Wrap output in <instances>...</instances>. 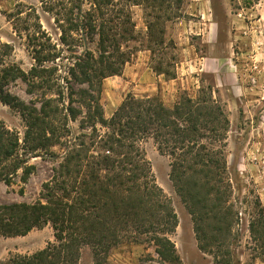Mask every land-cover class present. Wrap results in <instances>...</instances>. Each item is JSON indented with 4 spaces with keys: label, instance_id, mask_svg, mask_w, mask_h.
<instances>
[{
    "label": "rangeland",
    "instance_id": "obj_1",
    "mask_svg": "<svg viewBox=\"0 0 264 264\" xmlns=\"http://www.w3.org/2000/svg\"><path fill=\"white\" fill-rule=\"evenodd\" d=\"M66 1L0 0V41L12 48L6 63L29 72L36 65V51L45 49L44 55L50 59L58 57L56 63H46L45 67L57 65L59 70L49 84L39 85L40 80L31 78L30 83L17 80L7 85L5 92L30 108H40L49 101L48 111L52 115L57 111L51 122L66 128L71 137L92 133L90 125L82 124L91 104L89 94L100 98L107 119L113 114H106L105 108L114 113L129 95L138 99L157 97L168 107L192 98L219 108L228 120L224 139L216 147L223 150L220 160L223 163L225 159L226 170L218 185L219 199L208 206V211L218 208L220 219L206 216L201 205L197 208L204 218L203 242L198 239L190 203L178 194L170 178L171 159L158 151L153 139L144 140L141 148L156 184L178 218V226L169 237L182 264H264L262 231L253 234L251 230L253 223L264 219V0H112L103 8L104 21L115 27L116 47L129 60L118 75L95 78L92 84L76 83L66 72L86 50L96 57L99 53L97 34L90 38L77 31L62 40L55 14L71 6ZM90 9L91 1L84 0L83 10ZM204 9L214 25L208 37L211 43L206 42V25L201 21ZM233 19L241 20V26ZM251 21L257 22L254 31ZM235 33L249 37L242 47L240 40L236 43ZM240 48H256L261 56L256 53L243 58L239 66L232 50L239 52ZM114 50L115 46L108 51ZM201 58L206 61L204 70L196 72L194 61L199 63ZM217 58L221 60L220 73L214 69ZM112 61L119 63L117 57ZM137 63L148 74L146 81L143 77L130 81V69ZM70 100L78 112L76 121L65 120ZM0 122L19 138L13 158L0 166V205L45 203V185L53 179L68 145L61 140L53 147L30 152V145L24 142L26 124L21 114L1 102ZM193 176L192 182L200 185L207 181L202 174ZM54 233L51 224H44L25 236H0V261L34 255L55 242ZM97 263L170 264L159 261L153 243L127 240L99 257L92 246L81 247L78 264Z\"/></svg>",
    "mask_w": 264,
    "mask_h": 264
},
{
    "label": "trees",
    "instance_id": "obj_2",
    "mask_svg": "<svg viewBox=\"0 0 264 264\" xmlns=\"http://www.w3.org/2000/svg\"><path fill=\"white\" fill-rule=\"evenodd\" d=\"M90 1L92 9L88 12L83 10L84 0H67L71 6L55 14L63 41L66 34L77 31L90 38L94 34L99 37L97 57L86 50L67 68L66 72L79 84L118 75L129 60L116 47L115 27L104 21L103 8L113 1ZM114 46L110 53L108 50ZM44 50L36 51V65L25 72L15 63H6L12 48L0 41V102L21 114L26 124L24 142L30 145V152L53 147L61 140L68 148L53 179L45 185V203L0 205V236H25L51 224L55 242L30 257L17 256L0 264H78L81 247L92 246L99 257L108 255L123 240L153 243L161 263L182 264L169 237L178 226V218L153 178L141 143L153 139L158 151L171 159L170 178L178 194L190 203L198 239L203 242L200 236L204 218L197 208L201 205L206 216L220 219L218 208L208 211V206L219 199L218 185L226 170L225 159L223 163L220 160L223 150L216 147L224 139L227 118L219 108L192 98H183L168 107L157 97L138 99L129 95L107 119L100 98L89 94L91 104L87 105L88 114L82 124L90 125L92 133L71 137L66 128L51 122L57 111L53 115L48 111L49 101L40 108H30L5 92V87L17 80L30 83V78L38 79L39 85L51 82L50 77L59 70L57 65L48 68L45 64L56 63L58 57L50 59ZM114 57L119 63L112 61ZM71 104L70 100L66 121L77 120L78 112ZM18 147L19 138L0 122V166L13 158ZM197 174L205 176L206 183L192 182ZM4 181L9 184L8 176ZM259 229L264 240V219L251 226L253 234Z\"/></svg>",
    "mask_w": 264,
    "mask_h": 264
},
{
    "label": "crops",
    "instance_id": "obj_3",
    "mask_svg": "<svg viewBox=\"0 0 264 264\" xmlns=\"http://www.w3.org/2000/svg\"><path fill=\"white\" fill-rule=\"evenodd\" d=\"M207 12H206V9H204V10H202V17H201V21L202 22H204V24L206 25V32H207V34L205 35V38H206V42H208V43H211V41H209V39H208V37H209V35H212L213 34V24H212V22H211V20L207 17ZM236 18V17H235ZM233 21L236 23L237 22V24H238V26H241V20H236V19H233ZM250 23H252V26H251V30H255L256 28H257V22H253V21H251ZM236 24V25H237ZM255 24V25H254ZM249 29V28H248ZM234 38H235V41H236V43H238L239 42V40L241 41V43H240V45H241V47H242V42H244V39L246 38V39H249V37L247 38V37H245V36H243L241 33H235L234 34ZM232 54L235 56V58L237 59V63H239L238 65L240 66L241 65V63H244V60H243V58H247L248 56H253L254 54H256L257 53V55H259V56H261L260 55V51H257V49L256 48H248V49H244V48H240L239 49V52L238 51H236L235 49H233L232 50ZM204 58H201V60L199 61V63H197L196 62V60L194 61V66H195V70H196V72H201V71H203L204 69V64L206 63V61H205V63H204V61H202ZM215 61H217V63H216V67H214V69L216 70L215 72H217V71H219L220 69H219V67H220V65H221V63H220V61L221 60H219L218 58L215 60ZM192 64H193V61H192ZM192 67V66H191ZM131 71H130V73H129V79H130V81H135V80H138V79H140L141 77H143L144 79H142V80H145L146 81V79H145V77H147V75L148 74H144V72H143V70H140V64L139 63H137V64H134L133 65V68L132 69H130ZM137 71V72H136ZM214 71V70H213ZM222 71V69L219 71V73ZM132 72V73H131ZM136 76V77H135ZM142 80H139V81H142ZM236 81H237V78H236ZM105 112H106V114H113V112L110 110V112H109V109H107V108H105ZM111 114V115H112Z\"/></svg>",
    "mask_w": 264,
    "mask_h": 264
}]
</instances>
